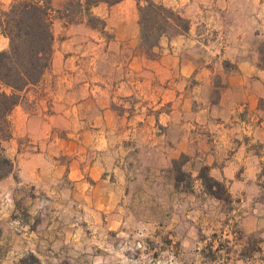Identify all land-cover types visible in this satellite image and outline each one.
I'll return each mask as SVG.
<instances>
[{
    "label": "crops",
    "instance_id": "crops-1",
    "mask_svg": "<svg viewBox=\"0 0 264 264\" xmlns=\"http://www.w3.org/2000/svg\"><path fill=\"white\" fill-rule=\"evenodd\" d=\"M191 1L176 3L186 9ZM209 1L208 15H185L190 29L163 37L153 58L140 46L136 0L93 7L102 27L55 20L51 66L10 115L6 150L18 171L0 181L2 239L17 185L49 195L68 179L98 197L100 209L116 210L134 151L158 173L186 156L195 177L207 167L231 195H264V0ZM8 45L0 36V51Z\"/></svg>",
    "mask_w": 264,
    "mask_h": 264
},
{
    "label": "rangeland",
    "instance_id": "rangeland-1",
    "mask_svg": "<svg viewBox=\"0 0 264 264\" xmlns=\"http://www.w3.org/2000/svg\"><path fill=\"white\" fill-rule=\"evenodd\" d=\"M208 1L200 9L193 0L186 9L176 0L163 4L191 27L185 15H208ZM242 10L236 4L230 12ZM62 14L55 13L54 22L66 17ZM83 20L103 24L85 13L67 18ZM178 32L172 27L168 36ZM262 52L264 57V43ZM11 129L13 136L12 124ZM11 143L12 137L5 149ZM128 156L136 169L114 211L100 209L98 197L80 193L68 179L56 182L49 195L27 184L11 188L13 225L6 226L3 239L0 230V264H264V195L234 196L221 181L225 187L214 190L218 199L206 192L202 168L195 177L186 156L163 173L144 166L139 151ZM17 171L15 166L11 174Z\"/></svg>",
    "mask_w": 264,
    "mask_h": 264
},
{
    "label": "trees",
    "instance_id": "trees-1",
    "mask_svg": "<svg viewBox=\"0 0 264 264\" xmlns=\"http://www.w3.org/2000/svg\"><path fill=\"white\" fill-rule=\"evenodd\" d=\"M123 0H66L63 11H56L51 0H13L8 9L0 7V36L9 40V47L0 51V181L15 168L4 144L12 137L10 115L19 105L23 93L38 84L52 63L54 51V14L71 17L78 13L93 15L100 4L115 5ZM139 12L141 48L150 58L161 39L174 27L185 33L189 21L178 12L154 0H136ZM104 24V23H103ZM175 162V161H174ZM205 190L215 198L221 196L223 182L212 178L207 167L199 175Z\"/></svg>",
    "mask_w": 264,
    "mask_h": 264
}]
</instances>
